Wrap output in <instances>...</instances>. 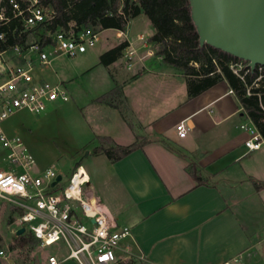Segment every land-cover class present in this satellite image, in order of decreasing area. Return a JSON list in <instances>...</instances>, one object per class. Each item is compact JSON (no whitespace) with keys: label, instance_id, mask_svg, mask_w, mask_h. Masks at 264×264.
Instances as JSON below:
<instances>
[{"label":"crops","instance_id":"0c3cea01","mask_svg":"<svg viewBox=\"0 0 264 264\" xmlns=\"http://www.w3.org/2000/svg\"><path fill=\"white\" fill-rule=\"evenodd\" d=\"M140 21H145L143 16L130 21L123 38L117 37L116 29L101 31V41L105 44L93 52L95 59L100 61L104 53L123 42L130 43L138 50L139 57H144L147 49L138 36L151 37L154 30L146 19L150 27L147 33L142 32L143 23L139 26L136 23ZM109 31L115 32L113 39L103 36ZM150 46L157 51L156 45ZM99 61L95 62L104 72L95 75L94 69H88L85 73L100 81V91L91 99L99 123L95 129L86 123L89 138L97 143L98 137H108L121 146L146 140L141 148L119 161L111 162L106 157L109 172L117 184L114 204L122 207L126 219L123 221L127 224L121 223L119 217L114 218L99 197L88 196L92 198L90 204L99 202L101 209L119 227L131 229V236L121 242L122 250L150 264H224L230 261L264 264V217L259 218L254 211L258 206L264 210V203L257 199L252 207L248 206L239 188L250 185L256 198L264 194V188L257 189L254 183H264V171H259L253 160V156L264 153V147L253 152L245 147L248 134L240 126L252 121L236 95L231 93L227 81L189 99L185 76L177 68L164 64L157 55L137 61L131 70L127 69L123 58L107 67ZM46 69L41 70L40 75L48 80ZM2 81L0 77V83ZM56 82L66 88L65 81ZM116 86L122 88L126 114L96 101ZM69 97L68 102L57 101L50 105L39 120L48 119L64 106L72 109V97ZM29 115L34 116L19 112L7 119L2 128L9 136H21L30 150L20 131L21 127H31ZM181 122L188 127L185 138H180L176 131ZM168 144L195 160L208 184L197 185L186 170L189 158L181 156ZM5 157L6 151L0 146V170L10 167ZM46 168L40 165L37 171ZM218 182L224 184V190ZM232 197L236 198L234 204L230 201ZM49 249L59 258L68 253L64 247ZM123 254L119 253L120 260H125ZM11 263H14L11 258L0 261V264ZM43 264H49L48 260ZM59 264L78 263L65 259Z\"/></svg>","mask_w":264,"mask_h":264},{"label":"built area","instance_id":"2783aa9c","mask_svg":"<svg viewBox=\"0 0 264 264\" xmlns=\"http://www.w3.org/2000/svg\"><path fill=\"white\" fill-rule=\"evenodd\" d=\"M54 17L53 10L44 6L42 0H0V27L10 28L14 22V30L21 29L19 36L28 35L24 43L0 54V77L3 78L0 83V146L6 151L4 160L10 165L0 170V215L10 210L18 212L15 234L25 228L40 247L66 248V256L52 255L48 258L49 264H59L65 259L78 264H118L119 253H128L122 250L121 242L131 236V229L119 227L101 209L99 202L90 204L92 198L83 193L90 181L84 180L87 172L77 167L69 184L64 185L53 166L37 171L36 159L22 137L9 136L2 128L7 119L19 112L40 115L57 101L68 102L70 97L63 84L44 79L38 74L39 70L49 68L59 57L82 55L102 39L101 31L88 27L75 29L74 25L42 34L44 26L51 24ZM125 36V31H117L118 38ZM138 39L147 51L144 57H139L138 50L127 42L122 58L128 70L139 60L156 56L149 36L140 34ZM0 40H6V33L0 34ZM230 68L241 79L255 70L260 74L257 80L264 76V66L252 71L248 62L232 63ZM231 93L234 92L231 90ZM240 128L248 134L244 144L249 152L264 147V138L252 122ZM176 131L180 138H185L188 127L181 122ZM74 186H77L76 192ZM9 260L8 246L0 247V261Z\"/></svg>","mask_w":264,"mask_h":264},{"label":"trees","instance_id":"16d2710c","mask_svg":"<svg viewBox=\"0 0 264 264\" xmlns=\"http://www.w3.org/2000/svg\"><path fill=\"white\" fill-rule=\"evenodd\" d=\"M42 4L50 7L55 14L53 22L44 26L41 32L44 35L58 29H69L70 25H74L75 29L88 27L95 31H125L130 21L144 15L154 29L150 42L157 46L156 55L164 64L182 72L187 81L189 99L197 97L222 81H227L245 114L264 138V76L257 80L260 74L255 70L241 79L233 73L230 65L243 60L208 45L200 46L199 35L191 18L189 0H42ZM14 28V22L10 28L0 27V34L6 33V40H0V54L11 51L15 45L26 41L28 35L19 36L21 29ZM127 45V42H123L104 53L100 57L101 64L107 67L121 59ZM122 94V88L116 86L96 101L120 109L126 114ZM97 141L93 155H105L111 162L121 160L146 143V140L139 139L129 146H121L108 137H98ZM168 146L181 156L189 158L171 144ZM186 170L197 185L208 184L195 160L189 158ZM254 183L257 189L264 188V183ZM13 238V250L35 248L39 245L38 241L27 233L20 236L15 234ZM118 264L150 263L133 254L126 261L119 260Z\"/></svg>","mask_w":264,"mask_h":264},{"label":"rangeland","instance_id":"374dc122","mask_svg":"<svg viewBox=\"0 0 264 264\" xmlns=\"http://www.w3.org/2000/svg\"><path fill=\"white\" fill-rule=\"evenodd\" d=\"M142 16L145 21L136 23L138 26L143 23L141 31L147 33L150 26L146 22L149 20L144 15L140 17ZM114 35V31H109L103 36H110L113 39ZM104 44L105 42L102 40L94 47L96 50L89 49L84 57L83 55L73 58L59 57L53 62L52 66L45 70L48 81L55 83L63 80L66 82L65 89L72 97V109L64 106V109H60L59 112L54 111L53 116L42 120H39L40 115H29L31 127H21L20 131L37 159V168L40 165L44 167L53 166L62 178L61 183L68 185L73 171L80 164V167L88 173L90 178L83 193L87 196L99 197L102 204L108 207L114 218L115 216L119 217L121 223L127 224L126 221H123L126 219L122 207L114 204L117 197L115 195L117 184L109 172V161L105 155H93V147L97 146L98 142L95 143L92 138H89L90 135L86 129V123L93 129L99 123V120H96L97 113L94 111L95 107L91 105V99L100 91V81L93 80L85 73L88 69H94L92 72L95 75L104 72L103 67L97 64L99 60L95 59L93 53H96ZM99 63H101V60ZM38 74H41L40 70ZM84 148L86 150L83 151ZM253 160L259 168L257 169L264 171V153L261 151L256 157L253 156ZM218 185L220 189H225L223 183L218 182ZM239 188L240 195L247 198L246 203H248V206L252 207L257 199L264 203V194L258 196V198L253 197L255 194L250 185H242ZM230 201L234 204L236 198L232 197ZM111 209L114 211L112 212ZM254 211L259 215V218L263 219V208L258 206ZM19 216L18 212L12 210L7 211L3 216L0 215V238L2 239L0 247L6 248L8 246L10 258L15 264L45 263L54 254L53 249H44L39 245L35 248L27 247L26 249L17 248L13 250L11 248L14 242L15 229L17 228L14 221ZM243 220L246 226L249 227L247 221ZM128 256L129 253L123 254L125 260H128Z\"/></svg>","mask_w":264,"mask_h":264},{"label":"water","instance_id":"95a60500","mask_svg":"<svg viewBox=\"0 0 264 264\" xmlns=\"http://www.w3.org/2000/svg\"><path fill=\"white\" fill-rule=\"evenodd\" d=\"M200 46L264 66V0H189ZM60 178H58L59 180ZM26 233L25 228L17 236Z\"/></svg>","mask_w":264,"mask_h":264},{"label":"bare ground","instance_id":"6f19581e","mask_svg":"<svg viewBox=\"0 0 264 264\" xmlns=\"http://www.w3.org/2000/svg\"><path fill=\"white\" fill-rule=\"evenodd\" d=\"M81 172H83V169H81ZM83 174V173H82ZM89 179V177H88V175H87V173H86V175L84 176V180H88ZM78 180V179H77ZM74 190H75V192H76V189H77V186H74V188H73Z\"/></svg>","mask_w":264,"mask_h":264}]
</instances>
